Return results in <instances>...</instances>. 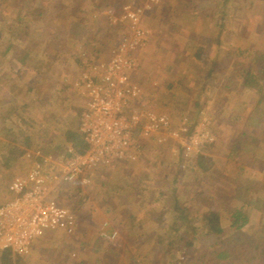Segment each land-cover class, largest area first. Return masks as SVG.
<instances>
[{
  "label": "rangeland",
  "instance_id": "374dc122",
  "mask_svg": "<svg viewBox=\"0 0 264 264\" xmlns=\"http://www.w3.org/2000/svg\"><path fill=\"white\" fill-rule=\"evenodd\" d=\"M121 1L0 0V213L16 199L24 210L0 218V246L41 201L74 210L81 225L32 238L26 249L39 251L21 264H162L180 249L178 264L226 251L232 264H264V0H164L136 25ZM190 36L206 56L222 42L224 62L188 67ZM119 52L127 64L113 65ZM249 73L256 83L245 87ZM83 128L101 140L85 134L79 153L66 136ZM124 138L125 157L114 156ZM102 146L108 162L90 163ZM72 169L79 177L65 186ZM235 210L247 218L239 231ZM209 211L222 234L206 239Z\"/></svg>",
  "mask_w": 264,
  "mask_h": 264
},
{
  "label": "built area",
  "instance_id": "2783aa9c",
  "mask_svg": "<svg viewBox=\"0 0 264 264\" xmlns=\"http://www.w3.org/2000/svg\"><path fill=\"white\" fill-rule=\"evenodd\" d=\"M164 2H165L164 0H123L121 7L123 11L122 18L123 20L127 22L129 21L132 24L136 25L144 15L142 8L147 7L149 5H161L164 4ZM135 44L131 47L132 50H135L137 48ZM127 60H128V53L125 54L124 52L121 53L119 52V55L116 56V58L113 60V65L120 62H124L125 64H127ZM100 69H101L100 66L94 64L92 67V73L93 74L99 73ZM103 81H108V80L104 79ZM124 82H126L125 83L126 87L129 88L130 83L127 80H124ZM94 107L95 106L93 105L91 108ZM108 107H109L108 104L101 102L97 110L98 112L99 111L107 112L109 109ZM136 123H137V118L135 116H132L130 119L122 118L120 124L123 127L122 134L127 128L133 126ZM110 126H112L113 130H115V128L119 126V124L118 123L108 124V128ZM83 132L87 133L85 128H83ZM88 136L91 142L95 143L94 145L97 144L96 142H94L95 138L98 137L101 140V138L97 134H93L91 137L88 134ZM99 139L97 141H99ZM118 145L119 148L114 152V156L125 157V150L128 146L127 140L124 138L118 143ZM106 146L104 147V149L102 146V148L96 149L91 152V154L94 156V159L89 160L90 163L95 162V164H98L102 162H108L107 159L109 155H112L111 154L112 152L107 153ZM105 157H107L106 160ZM69 173L70 175H68V178L67 177L66 178L70 180H74L79 175L77 170L75 169H72ZM23 188H24V183L23 181H19V180L15 181L10 186L11 192L16 193L17 195L23 192L24 190ZM36 193L38 192L37 191L32 192L33 195H36ZM38 194H40V192ZM35 207H36L35 215L31 217V221L24 223V225L21 226L20 235L8 236L6 242H4V244L1 247L11 248L13 251L17 252L18 254L29 253L34 255V252L37 253L39 251L37 248H34L31 251L29 248L26 249V247H28L29 243L32 241V238L42 235L43 232L46 230L62 231L68 229L70 231H77L78 227L81 225L80 224L81 219L75 217L74 212L68 207H58L56 204L51 202L49 204H44L41 201L35 204ZM23 211L24 210L20 204V201L16 199L5 208V211L3 210L1 211L0 218L5 217L6 220L7 219L9 220L10 218L8 215H13L15 218H19L20 214L23 213ZM30 227L32 228V230H30Z\"/></svg>",
  "mask_w": 264,
  "mask_h": 264
},
{
  "label": "trees",
  "instance_id": "16d2710c",
  "mask_svg": "<svg viewBox=\"0 0 264 264\" xmlns=\"http://www.w3.org/2000/svg\"><path fill=\"white\" fill-rule=\"evenodd\" d=\"M216 3H217V1H216ZM219 3H220V1H219ZM221 19H224V17L221 18ZM201 20L202 19H199L198 21H201ZM199 25L200 24H197V29H198ZM219 28H220V26H219ZM174 29H175L176 32H178L180 34V30L178 28L174 27ZM180 36H184V35L180 34ZM197 38L190 36L189 37L190 40H187L189 43L186 46H184V50L186 52L185 53L186 54V61L188 62L187 63L188 67H193V68L198 69L199 67L200 68L207 67L208 65H212L213 64L212 68L215 69L214 68L215 65H219V64H222L224 62L225 59L222 57V55H217L220 52L219 45L222 42L219 43V45H217L214 49H212L210 54L206 56L204 54L205 51H204V47H203L205 45L202 44V43L197 42ZM175 39H176V36H175L174 40ZM193 43L196 44V48L191 50V47L193 46ZM194 50L198 53V55L200 54L201 57L196 56V53L195 54L193 53ZM213 69H211V70L208 69L209 73H207V75H206L207 77H209L212 74V72L214 71ZM247 76L248 77L246 78V82H244L243 85L245 87H252V85L256 83V79H255V77L253 75H251V73H249V75H247ZM184 94L185 93L183 92V90L180 89V91L177 93V96H178V98L182 97L184 99V98L187 97ZM39 103H40V100L36 101V105H38ZM197 104H198V106L196 107L195 111H193V114H192V116H193V120H192L193 124L198 123L199 119L201 118V111H200L201 102L198 100ZM180 110L183 111V107L180 108ZM133 130L136 131V128L133 129ZM79 134H81V135L80 136L79 135L78 136H76V135L74 136L73 134H67L66 137H67V141L73 142L75 147L77 148L78 152L82 153V152L85 151V149L87 150L90 147V143H89L90 139H89L88 134L85 133V132L84 133L80 132ZM85 134L88 136V140L89 141L86 139ZM201 159L202 158L199 157V160H201ZM78 177H79V175L75 179H77ZM63 184H65V186H70L71 185V180L67 179V180H65V182H63ZM77 184H78L77 188L79 190L82 189V191H83L84 187H80L81 186L80 183H77ZM178 207L179 206H176L175 209L178 208ZM72 211H74V210H72ZM75 213H74L75 217L81 219L80 217H78V214L77 213L75 214ZM181 213L179 212V214H180V216L178 217L179 220L182 219L181 215H183V214H181ZM231 214L233 216V222H231V226H234V225L236 226L237 225L235 230L239 231L241 229L242 225H244V223H246L247 218L244 215H242V213L240 211H238V210H235V212L231 213ZM204 220H205L207 226L209 227V230L205 234V238L206 239L210 238L211 236H213V237L217 236L218 237V236H220L222 234L219 213H214L213 211H209V212L205 213ZM52 232H55V230L52 231ZM56 232H58V231H56ZM187 246H191V243L187 244ZM251 248H252V253L251 254L254 255V257H258V256H256V254H257V252H256L257 246L253 245ZM179 252L181 253V249L178 251V253ZM262 252H264V249L262 250ZM178 253L174 257L166 258L168 260L166 263H165V260H163L162 264H164V263L165 264H178V257H179V256H177ZM233 253L234 252L227 253V251H226V252H221V254H220V252H218L217 255L215 256V261H214L213 264H221V261L226 262V264H232L231 260L229 261L228 259H230V257L233 255ZM230 254H232V255H230ZM0 257L3 260L4 264H12L11 261L13 263H16V264L17 263L21 264V262H24L23 260H25V259L22 258V256H20V254H18L17 252L13 251L11 248H3L1 246H0Z\"/></svg>",
  "mask_w": 264,
  "mask_h": 264
}]
</instances>
